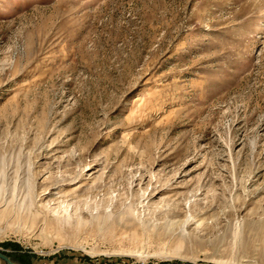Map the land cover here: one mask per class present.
I'll return each instance as SVG.
<instances>
[{"label": "rangeland", "instance_id": "rangeland-1", "mask_svg": "<svg viewBox=\"0 0 264 264\" xmlns=\"http://www.w3.org/2000/svg\"><path fill=\"white\" fill-rule=\"evenodd\" d=\"M0 252L264 264V0H0Z\"/></svg>", "mask_w": 264, "mask_h": 264}, {"label": "water", "instance_id": "water-1", "mask_svg": "<svg viewBox=\"0 0 264 264\" xmlns=\"http://www.w3.org/2000/svg\"><path fill=\"white\" fill-rule=\"evenodd\" d=\"M0 258L6 260L10 264H20V263H16V262L12 261V259L8 255H6V254H4L2 252H0Z\"/></svg>", "mask_w": 264, "mask_h": 264}]
</instances>
